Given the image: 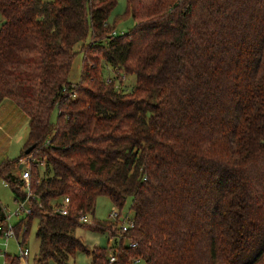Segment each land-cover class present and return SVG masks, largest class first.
<instances>
[{"label": "trees", "instance_id": "obj_1", "mask_svg": "<svg viewBox=\"0 0 264 264\" xmlns=\"http://www.w3.org/2000/svg\"><path fill=\"white\" fill-rule=\"evenodd\" d=\"M116 3L0 0V102L29 125L19 156L0 160L31 208L14 234L38 217L36 264L78 250L92 264H264V0H127L135 25L121 34L108 22ZM104 63L134 85L108 81ZM99 195L120 209L131 199L127 230L94 216ZM83 214L120 235L115 261L76 234ZM8 226L0 201V235Z\"/></svg>", "mask_w": 264, "mask_h": 264}, {"label": "rangeland", "instance_id": "obj_2", "mask_svg": "<svg viewBox=\"0 0 264 264\" xmlns=\"http://www.w3.org/2000/svg\"><path fill=\"white\" fill-rule=\"evenodd\" d=\"M2 16L0 14V23ZM108 22L113 27L114 32L121 34L123 32L129 31L135 25V19L127 10V0H117V3L111 14L109 16ZM91 38V34L88 36V40ZM83 63V52L78 51L74 56L72 61L71 69L68 75V80L72 83H76L80 80L81 77V68ZM111 65L104 63V75L105 77H111L116 82V84L122 87L125 90L130 89L135 81V74L125 72L122 75H118ZM10 99V98H9ZM7 105V104H5ZM17 105V104H16ZM18 106V105H17ZM18 111L8 110V113L5 115L3 122L4 130L0 133V160L3 158H17L21 152L23 144L28 136V118L25 112L18 106ZM58 114V108L55 107L51 114L52 121L55 122ZM25 162L26 160L23 159ZM22 160V161H23ZM20 161V164L22 163ZM41 172L44 170L43 164L39 165ZM22 170V168H21ZM16 172L20 175L19 170L16 169ZM28 187L29 179L26 180ZM0 201L5 207L8 224L9 226H16L17 223L23 218H26L28 208L30 207L28 201H24L25 210H18V207L21 204V201L16 200L14 192L10 184L0 176ZM130 201L128 198L125 205L122 209L118 208L112 200L105 195H99L96 198L94 216L100 220H111L115 222V217L111 216V212L115 210H120L121 217L116 223L120 226L123 220L124 215L128 217L132 216V211L130 210ZM89 224L81 225L77 227L76 234L79 235L83 241L89 246L93 247L95 245H115L116 241L114 236L111 237L109 241V234L105 231L96 230L91 225H93V215H89ZM38 224V217L34 216L31 219L30 224L28 225L26 220L21 224L20 228L17 229V234H12L7 236V234L0 235V264L5 260L4 253H10L12 255H21L20 252V242L25 238L22 245L29 249L28 257H20L19 264H36L35 258L39 250V240L36 237V229ZM91 224V225H90ZM25 230H27L25 232ZM49 264H57L54 260H50ZM69 264H92L90 262L89 256L81 250H78L74 256L69 259ZM138 264H145L140 262Z\"/></svg>", "mask_w": 264, "mask_h": 264}, {"label": "built area", "instance_id": "obj_3", "mask_svg": "<svg viewBox=\"0 0 264 264\" xmlns=\"http://www.w3.org/2000/svg\"><path fill=\"white\" fill-rule=\"evenodd\" d=\"M107 80L108 81H111L112 78L111 77H107ZM23 166L21 168H23V177L28 180L29 179V176H30V169H29V166H26V162L23 160L22 163H21ZM28 189V187L26 188ZM26 208L24 207V201H21V204L20 206L18 207V210H25ZM30 207L28 208V211H30ZM57 212L59 213H62V214H68L69 211H70V199L69 197H65L62 201V205H59L58 207H56L55 209ZM111 216L115 217L116 221L119 220V218L121 217V212L120 210H115V211H112L111 212ZM80 220L83 221V222H89V217L87 214H83L80 216ZM133 224V220L128 217L127 215H124L123 217V220L121 222V225L120 227H122V230H127L131 225ZM5 234H7V236H10L12 234H14V230L12 228V225L8 226V229L5 231ZM112 237V236H111ZM111 237H109V241L111 240ZM112 239H115V241H120V235H117L116 238H112ZM117 239V240H116ZM117 243V242H116ZM115 243V244H116ZM20 252H21V256L23 257H28L29 255V249L27 247H24L22 245V243H20ZM109 246V253H108V256H109V261L110 262H113L116 260L117 258V255H116V251L115 249H113V245H110L108 244ZM131 246H136V242H132L131 243ZM134 264H138L140 262H143V260L140 258V257H135L134 260H133ZM144 263V262H143ZM1 264H10V262L4 260Z\"/></svg>", "mask_w": 264, "mask_h": 264}, {"label": "crops", "instance_id": "obj_4", "mask_svg": "<svg viewBox=\"0 0 264 264\" xmlns=\"http://www.w3.org/2000/svg\"><path fill=\"white\" fill-rule=\"evenodd\" d=\"M5 104H7V105H5ZM8 110L18 111L19 108L12 99L4 98L0 102V133H2L1 131L4 130L5 123L3 122V120L5 118V115L8 113Z\"/></svg>", "mask_w": 264, "mask_h": 264}, {"label": "water", "instance_id": "obj_5", "mask_svg": "<svg viewBox=\"0 0 264 264\" xmlns=\"http://www.w3.org/2000/svg\"><path fill=\"white\" fill-rule=\"evenodd\" d=\"M32 147H33V146L28 147V148L26 149V152H29V151L31 150ZM22 166H23V165L20 164V168H21Z\"/></svg>", "mask_w": 264, "mask_h": 264}]
</instances>
